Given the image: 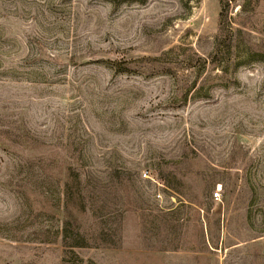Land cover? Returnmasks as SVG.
I'll return each mask as SVG.
<instances>
[{"label": "rangeland", "instance_id": "1", "mask_svg": "<svg viewBox=\"0 0 264 264\" xmlns=\"http://www.w3.org/2000/svg\"><path fill=\"white\" fill-rule=\"evenodd\" d=\"M65 246L264 264V0H0V264Z\"/></svg>", "mask_w": 264, "mask_h": 264}, {"label": "trees", "instance_id": "2", "mask_svg": "<svg viewBox=\"0 0 264 264\" xmlns=\"http://www.w3.org/2000/svg\"><path fill=\"white\" fill-rule=\"evenodd\" d=\"M216 65V64H215ZM215 67V66H214ZM212 246V248H214L213 247V245H211ZM65 248H66V250L64 251V258H63V260H62V264H67V259H68V257L71 255V254H73L72 253V250H69L70 249V246H65Z\"/></svg>", "mask_w": 264, "mask_h": 264}, {"label": "built area", "instance_id": "3", "mask_svg": "<svg viewBox=\"0 0 264 264\" xmlns=\"http://www.w3.org/2000/svg\"><path fill=\"white\" fill-rule=\"evenodd\" d=\"M214 196H215V198H218V197H219V192H216V193L214 194Z\"/></svg>", "mask_w": 264, "mask_h": 264}]
</instances>
